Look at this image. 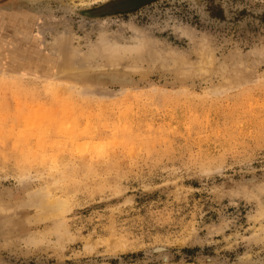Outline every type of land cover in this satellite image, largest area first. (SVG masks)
I'll return each mask as SVG.
<instances>
[{
    "label": "rangeland",
    "instance_id": "1",
    "mask_svg": "<svg viewBox=\"0 0 264 264\" xmlns=\"http://www.w3.org/2000/svg\"><path fill=\"white\" fill-rule=\"evenodd\" d=\"M31 1L0 0V261L264 264V0Z\"/></svg>",
    "mask_w": 264,
    "mask_h": 264
},
{
    "label": "bare ground",
    "instance_id": "2",
    "mask_svg": "<svg viewBox=\"0 0 264 264\" xmlns=\"http://www.w3.org/2000/svg\"><path fill=\"white\" fill-rule=\"evenodd\" d=\"M97 1H99V0H92L91 2H97ZM85 2H86L85 0H81V5L85 4ZM31 3H32V5H35L36 8L39 5V7H42L44 9L49 8L52 11L54 9H57V7L60 6L61 4H67V5H71L72 4L71 7L73 8L72 9L73 12H75L74 6L75 5H79V4H77L76 0H72L70 2L67 1V0H32ZM65 27H66L65 28V31L64 32L61 31L62 32V34H61L62 36H60V37L57 36L58 38L55 37L56 38L55 41H53V42L50 43L51 44V47L55 51V53L56 54H59V56H60L59 63H58V65H56V72H55L54 76L64 75L68 71H71L70 69H72L71 68L72 67V63H73V60L72 59L74 58L73 57V54H74L75 51H73V50L71 51V49L69 47V41H71V37H69L70 34L67 31L69 29V27H67V26H65ZM41 31H44V29H41ZM21 32L22 31L19 29L18 34H21ZM13 42L14 43H17L15 40ZM18 44H21V43H18ZM55 45H56V48L57 49H54L53 48V47H55ZM26 46H27V43L24 42L23 43V48H24L25 51H22V53H24V54L18 55L19 58H17L18 59L17 60L18 61L17 64H15V62L13 61L14 58H12V60H11V56H7V54H5L6 55L5 56V60L7 61L8 66H11L10 64H13V62H14L15 65L13 66V68H15L16 71H18L20 73H23V71L33 72V71H36V70H38V72H39L38 67L39 66H42L44 64V62L43 61H40V59H37V58L33 59L32 61H29L28 58H27V56L32 55L34 51H32V48L27 49ZM26 50H29V52L27 54H25L26 53ZM3 52H5V49L0 48V55H3L2 58H4ZM107 53L110 56V58L113 59L114 61L116 60L115 58L118 57L117 56V52L114 51V50L107 51ZM75 56H76L75 57L76 59L75 58L74 59L75 60H78L79 56H77V55H75ZM47 64L49 66L47 68L49 71H51V70L54 69L52 67V65H51V62H49ZM88 67L89 66L86 63H83V66H80L78 64L77 65V68H75V69H76V72H81V71L82 72H86V71L91 70V68H88ZM96 69H99V68H96ZM96 69H93V70H96ZM103 69H105V68H103ZM99 70H101V69H99ZM50 75H52V74H50ZM106 78L109 81H112V82H115V83H117V82H124L126 84H129V83L132 82V78L129 77V75L128 76H125V75L124 76H121V75H117V74H114V73H111L109 75L101 74V75H99V78H97L96 80H98V79H106ZM92 79L95 80V78H92ZM50 203L53 205L54 201H53V203L50 201ZM50 208H51V213L50 212H46V213L45 212H42L39 215V217H44V215L47 216L49 214L51 216V215L55 214L56 212L53 209V207L50 206ZM39 219H42V218H39ZM44 235H46V232L44 233ZM2 245H4V244H2ZM0 264H6V263L0 261Z\"/></svg>",
    "mask_w": 264,
    "mask_h": 264
}]
</instances>
